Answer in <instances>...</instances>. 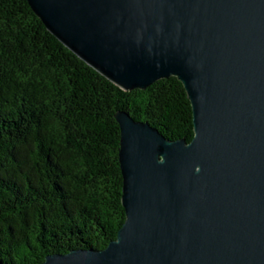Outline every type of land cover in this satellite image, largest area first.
I'll return each mask as SVG.
<instances>
[{
  "label": "water",
  "instance_id": "water-1",
  "mask_svg": "<svg viewBox=\"0 0 264 264\" xmlns=\"http://www.w3.org/2000/svg\"><path fill=\"white\" fill-rule=\"evenodd\" d=\"M28 2L124 90L177 76L195 131L172 140L118 111L117 238L39 264H264V0Z\"/></svg>",
  "mask_w": 264,
  "mask_h": 264
},
{
  "label": "trees",
  "instance_id": "trees-1",
  "mask_svg": "<svg viewBox=\"0 0 264 264\" xmlns=\"http://www.w3.org/2000/svg\"><path fill=\"white\" fill-rule=\"evenodd\" d=\"M118 111L167 138L195 135L177 76L124 90L47 29L28 0H0V258L104 248L126 220Z\"/></svg>",
  "mask_w": 264,
  "mask_h": 264
}]
</instances>
